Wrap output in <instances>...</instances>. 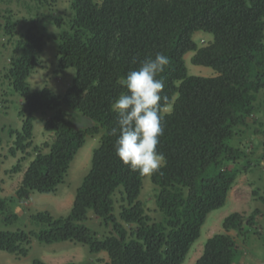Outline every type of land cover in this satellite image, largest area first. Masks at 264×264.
Wrapping results in <instances>:
<instances>
[{"label":"trees","instance_id":"1","mask_svg":"<svg viewBox=\"0 0 264 264\" xmlns=\"http://www.w3.org/2000/svg\"><path fill=\"white\" fill-rule=\"evenodd\" d=\"M32 1L36 8L51 10L60 0ZM70 11L68 21L44 17L61 30L58 71L76 70L63 95L49 88L31 92L29 78L40 64L48 37L33 25L21 32L11 10L0 23L14 56L4 78L24 98L18 113L22 129L10 131L14 137L10 152L23 154L21 161L32 158L14 195L0 196L1 221L7 225L18 221L10 203L27 201L34 192L55 194L87 139L100 136V142L69 214H32L30 220L40 229L0 231V250L26 257L33 240L71 241L86 245L91 254L106 253L104 264H183L208 216L227 204L238 177L257 168L252 148L240 145L245 136H264V123L258 119L264 95V0H71ZM197 33L210 34L213 40L199 46L194 40ZM157 52L170 59L161 74L163 94L175 98L157 148L167 163L150 175L158 220L140 200L146 176L130 171L115 154L111 129L116 114L110 107L125 91L117 80L139 68L132 57L154 58ZM188 53H194L193 65L212 68L216 76L190 75ZM66 107L91 123L75 126L71 118L80 117L68 114ZM38 113L45 117V132L53 135L42 147L34 144ZM236 141L239 146L231 144ZM11 172H23L22 163ZM260 192L254 190V196L264 204ZM91 217L107 235L96 236ZM263 217L260 209L248 217L227 216L224 233L207 240L195 264H238L237 238L250 234L264 238ZM32 264L46 263L36 259Z\"/></svg>","mask_w":264,"mask_h":264},{"label":"rangeland","instance_id":"2","mask_svg":"<svg viewBox=\"0 0 264 264\" xmlns=\"http://www.w3.org/2000/svg\"><path fill=\"white\" fill-rule=\"evenodd\" d=\"M70 1L60 0L50 10L46 7L36 8L32 0H0V23L3 22L5 12L11 10L14 19L20 21L19 30L21 32L33 25L39 34L48 37L47 46L41 55L40 64L35 73L29 78L31 92L49 88L56 94L63 95L73 82L76 75L75 68H69L63 73L58 71L57 38L61 30L49 24L44 18L46 16L49 18L59 17L64 19V21H68V17L72 14ZM194 40L199 46H206L213 40V37L210 34L197 33L194 36ZM12 47L13 45L8 43V38L0 30V196L4 198L14 195L19 187V182L23 178V173L13 174L11 170L19 162L22 163L24 170L32 160V158L27 157L26 160L21 161L24 157L23 154L19 152L17 156H13L10 152L14 144V137L11 136L10 131H20L22 129V120L18 113L24 104V98L16 93L4 78L5 69L9 67L10 60L14 57ZM193 55L194 53H188L185 56V63L190 75L198 77L216 76V72L212 68L193 65L191 62ZM259 103L260 114L258 119L264 123V95L260 96ZM66 110L68 114L75 113L80 117L71 118L75 126L79 127L77 123H82L83 120L86 121L84 125L91 123L89 119L80 116L70 108L66 107ZM43 118L45 117L38 113L34 126V144L41 147L44 143H51L53 140V135L44 130ZM99 142L100 136L87 139L85 146L80 149L72 162L65 182L58 187L55 194L34 192L27 201L10 203L9 209L18 215V221L7 225L1 221L0 215V231H38L40 227L32 223L30 216L39 212H48L55 217L67 216L71 210L77 189L90 171L92 154L94 149L98 147ZM231 144L233 146L240 145L237 141ZM240 146L245 150L252 148L253 154H251V158L253 164H257V168L255 167L256 169H254L253 173L245 172L238 177V183L233 186L227 204L222 209L214 211L208 216L200 238L192 246L183 264L196 263L203 254L207 240L215 234L224 233L222 223L230 214L240 213L248 217L257 208L264 211V204L254 196V190L256 189L261 190L260 193L264 196V182L260 180V182H257L258 185L254 187L251 185V181L258 179L259 176H264V159H261L264 156V136H245ZM253 147L256 149L254 150ZM154 194V186L150 175H148L144 179L140 200L145 204L148 214L158 220L161 216L156 212ZM89 225L99 238L108 234L106 228L102 227L94 217H91ZM232 233L233 235L235 234L234 232ZM260 248L261 254H258L255 259L258 260L260 258V260L264 261V238L261 239ZM36 259L42 260L46 264H104L108 261V256L106 253L91 254L86 245L71 241L44 244L33 240L26 257L11 255L0 250V264H32Z\"/></svg>","mask_w":264,"mask_h":264},{"label":"clouds","instance_id":"3","mask_svg":"<svg viewBox=\"0 0 264 264\" xmlns=\"http://www.w3.org/2000/svg\"><path fill=\"white\" fill-rule=\"evenodd\" d=\"M139 68L117 80L125 91L111 103L116 114L111 135L116 137L115 154L130 171L140 176L160 172L166 166V156L157 150L164 135L165 114L171 113L175 98L164 93L165 80L161 74L170 64L167 55L157 52L155 57H132ZM86 121L77 123L79 127Z\"/></svg>","mask_w":264,"mask_h":264},{"label":"crops","instance_id":"4","mask_svg":"<svg viewBox=\"0 0 264 264\" xmlns=\"http://www.w3.org/2000/svg\"><path fill=\"white\" fill-rule=\"evenodd\" d=\"M262 130H264V127L262 128ZM25 170L26 169H24L23 172H21V173L24 174V171ZM260 180L262 182H264V179H262L259 176L258 179H256V180L254 179L253 181H251V185L253 187L255 185H258L257 182H260ZM19 183H21V182H19ZM237 183H238V179H237L235 185ZM230 193H231V191H230ZM230 193H229V197H230ZM228 200H229V198H228ZM261 219L263 220L261 222V224L264 225V217L261 218ZM230 234L232 236H234L235 238H237L236 233L233 235V233L230 232ZM237 240H238V242L240 244V251H239L240 260H239L238 264H262L264 262V261L260 260V258L258 260L255 259L258 254H261V250H260L261 249L260 248L261 239L258 236H254V235H251L250 234V235H246V236L239 237V238H237Z\"/></svg>","mask_w":264,"mask_h":264}]
</instances>
